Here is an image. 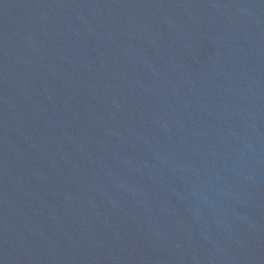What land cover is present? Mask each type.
I'll return each mask as SVG.
<instances>
[{"label": "water", "instance_id": "95a60500", "mask_svg": "<svg viewBox=\"0 0 264 264\" xmlns=\"http://www.w3.org/2000/svg\"><path fill=\"white\" fill-rule=\"evenodd\" d=\"M0 55L264 264V0H0Z\"/></svg>", "mask_w": 264, "mask_h": 264}]
</instances>
